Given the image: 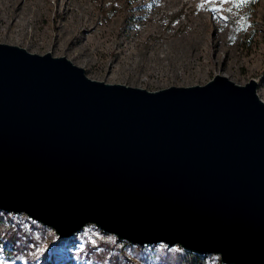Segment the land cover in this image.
Masks as SVG:
<instances>
[{
	"label": "water",
	"instance_id": "water-1",
	"mask_svg": "<svg viewBox=\"0 0 264 264\" xmlns=\"http://www.w3.org/2000/svg\"><path fill=\"white\" fill-rule=\"evenodd\" d=\"M0 211L67 239L264 264V100L257 81L148 91L0 43Z\"/></svg>",
	"mask_w": 264,
	"mask_h": 264
},
{
	"label": "rangeland",
	"instance_id": "rangeland-1",
	"mask_svg": "<svg viewBox=\"0 0 264 264\" xmlns=\"http://www.w3.org/2000/svg\"><path fill=\"white\" fill-rule=\"evenodd\" d=\"M237 5L240 0H0V43L65 57L95 81L148 91L204 85L216 75L238 85L255 80L264 100V0ZM113 238L86 226L59 239L24 215L1 212L0 264L183 262L178 247L136 249ZM26 244L34 250L28 255L20 251ZM205 262L219 264L213 256Z\"/></svg>",
	"mask_w": 264,
	"mask_h": 264
},
{
	"label": "trees",
	"instance_id": "trees-1",
	"mask_svg": "<svg viewBox=\"0 0 264 264\" xmlns=\"http://www.w3.org/2000/svg\"><path fill=\"white\" fill-rule=\"evenodd\" d=\"M1 212L2 211H0V214H1ZM4 215L5 214H7L8 216H11V215H13V214H11V213H6V212H2ZM13 216H15V215H13ZM1 232H3L4 234H6V235H8V233H11V232H8V230L7 229H3V227H2V231ZM11 234H13V235H15V233H11ZM114 239V238H113ZM115 241H116V243L117 244H126V246H128L129 244H127V243H124V242H120V241H117L116 239H114ZM35 244H36V242H35ZM26 248L25 249H20V251H23V253L24 254H26V255H28L27 253L28 252H30V251H34L33 249H30L29 248V246L26 244ZM144 247V246H143ZM136 249H140V248H142V247H140V246H136L135 247ZM89 249V248H88ZM181 251V250H180ZM183 252V256H182V259H183V262H182V264H184V261H185V264H206V262H205V260H206V257H199V256H195V255H192V254H190V253H187V252H184V251H182ZM104 254L103 253H101L100 254V258H102V256H103ZM219 264H221L220 262H219Z\"/></svg>",
	"mask_w": 264,
	"mask_h": 264
},
{
	"label": "snow or ice",
	"instance_id": "snow-or-ice-1",
	"mask_svg": "<svg viewBox=\"0 0 264 264\" xmlns=\"http://www.w3.org/2000/svg\"><path fill=\"white\" fill-rule=\"evenodd\" d=\"M248 2V0H240V5H237L238 7L241 6L242 4ZM211 11H216L215 8L211 9Z\"/></svg>",
	"mask_w": 264,
	"mask_h": 264
},
{
	"label": "bare ground",
	"instance_id": "bare-ground-1",
	"mask_svg": "<svg viewBox=\"0 0 264 264\" xmlns=\"http://www.w3.org/2000/svg\"><path fill=\"white\" fill-rule=\"evenodd\" d=\"M2 212H4V211H2ZM7 213V212H6ZM11 214H13V215H24V214H14V213H11ZM25 216V215H24ZM26 217V216H25ZM27 218V217H26ZM29 219V218H28ZM42 225V224H41Z\"/></svg>",
	"mask_w": 264,
	"mask_h": 264
}]
</instances>
